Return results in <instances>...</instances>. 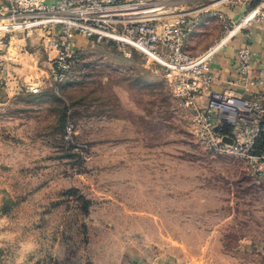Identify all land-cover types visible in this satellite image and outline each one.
<instances>
[{"label":"rangeland","instance_id":"374dc122","mask_svg":"<svg viewBox=\"0 0 264 264\" xmlns=\"http://www.w3.org/2000/svg\"><path fill=\"white\" fill-rule=\"evenodd\" d=\"M0 33V264H264V158L207 148L164 66L78 32L56 83L45 25Z\"/></svg>","mask_w":264,"mask_h":264},{"label":"built area","instance_id":"2783aa9c","mask_svg":"<svg viewBox=\"0 0 264 264\" xmlns=\"http://www.w3.org/2000/svg\"><path fill=\"white\" fill-rule=\"evenodd\" d=\"M0 15L6 22L0 25V31L47 27L45 49L51 56L47 77L56 83L67 78L77 60L78 32L94 36L98 42L106 38L141 50L166 68L176 95L194 110L200 140L207 148L255 161L264 158V154L253 152L257 139L264 135V67L254 74L255 53L250 42L237 50L235 85L239 89L218 90L212 87L205 65L213 53L201 58L205 51L191 55L186 50L193 18L187 12L171 9L162 0H0ZM255 24H264V0L241 22L232 28L226 26L220 40L236 28ZM4 39L0 33V51ZM40 87L38 83L28 84L33 92ZM246 92L254 97H246ZM224 124L231 126V133L221 131ZM226 136L234 143H225Z\"/></svg>","mask_w":264,"mask_h":264},{"label":"crops","instance_id":"0c3cea01","mask_svg":"<svg viewBox=\"0 0 264 264\" xmlns=\"http://www.w3.org/2000/svg\"><path fill=\"white\" fill-rule=\"evenodd\" d=\"M167 6L173 10L183 11L190 14V16L198 17L191 20L194 23L190 32L186 37V45L191 39V31L196 27L198 21L201 23L208 21L213 15L222 19L224 26L233 27L230 23L234 21L238 24L241 22L246 14L248 15L257 6H252L253 0H226L218 2L217 0H162ZM260 2V1H259ZM236 5V6H235ZM228 18V20H226ZM194 20V21H193ZM226 32L225 30L223 31ZM223 33V34H224ZM220 37H213V40H219ZM212 40V41H213ZM211 41V42H212ZM209 45L199 47L192 55H199L212 46ZM250 42L253 52L255 53L254 59V74L264 67V24H255L250 28H236L231 32L228 40L206 61V72L211 76L212 87L218 90H237L235 81L238 77L237 70V50L243 43ZM10 43V42H9ZM12 48V47H10ZM204 52V53H205ZM48 59L50 60V55ZM246 97L253 98L254 95L246 92Z\"/></svg>","mask_w":264,"mask_h":264},{"label":"trees","instance_id":"16d2710c","mask_svg":"<svg viewBox=\"0 0 264 264\" xmlns=\"http://www.w3.org/2000/svg\"><path fill=\"white\" fill-rule=\"evenodd\" d=\"M259 1L260 0H253V2H252V6H256L258 3H259ZM77 60H78V54H77ZM76 60V61H77ZM76 61H75V63H76ZM74 63V64H75ZM73 64V65H74ZM73 67V66H72ZM72 70V69H71ZM69 74H70V72H69ZM69 74H68V76H69ZM68 76H67V78H68ZM64 81V80H63ZM221 131L223 132V133H231V131H232V128H231V126L230 125H227V124H224L223 126H222V129H221ZM253 152L254 153H257L258 155H262V154H264V135H262L261 137H259L258 139H257V141H256V143H255V146H254V150H253Z\"/></svg>","mask_w":264,"mask_h":264},{"label":"bare ground","instance_id":"6f19581e","mask_svg":"<svg viewBox=\"0 0 264 264\" xmlns=\"http://www.w3.org/2000/svg\"><path fill=\"white\" fill-rule=\"evenodd\" d=\"M32 24H37V23H31V25ZM228 36L226 37V38H223L222 40H220L219 42H218V44L216 43L215 45H213L212 47H211V49H209L208 51H206L202 56H201V58H204V57H206V56H208L209 54H212V53H214L215 51H217L227 40H228ZM200 59V58H199Z\"/></svg>","mask_w":264,"mask_h":264},{"label":"water","instance_id":"95a60500","mask_svg":"<svg viewBox=\"0 0 264 264\" xmlns=\"http://www.w3.org/2000/svg\"><path fill=\"white\" fill-rule=\"evenodd\" d=\"M223 141H224L225 143H228V144H233V143H234L233 138H232V137H228V136L224 137V138H223Z\"/></svg>","mask_w":264,"mask_h":264}]
</instances>
